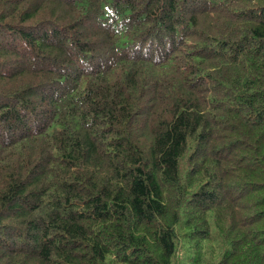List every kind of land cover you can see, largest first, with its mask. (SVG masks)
Wrapping results in <instances>:
<instances>
[{
	"label": "trees",
	"instance_id": "16d2710c",
	"mask_svg": "<svg viewBox=\"0 0 264 264\" xmlns=\"http://www.w3.org/2000/svg\"><path fill=\"white\" fill-rule=\"evenodd\" d=\"M0 264H264V0H0Z\"/></svg>",
	"mask_w": 264,
	"mask_h": 264
},
{
	"label": "bare ground",
	"instance_id": "6f19581e",
	"mask_svg": "<svg viewBox=\"0 0 264 264\" xmlns=\"http://www.w3.org/2000/svg\"><path fill=\"white\" fill-rule=\"evenodd\" d=\"M169 7V6H168Z\"/></svg>",
	"mask_w": 264,
	"mask_h": 264
}]
</instances>
